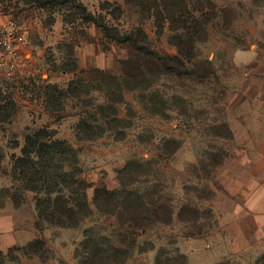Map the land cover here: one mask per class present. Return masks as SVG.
Masks as SVG:
<instances>
[{"label":"rangeland","instance_id":"374dc122","mask_svg":"<svg viewBox=\"0 0 264 264\" xmlns=\"http://www.w3.org/2000/svg\"><path fill=\"white\" fill-rule=\"evenodd\" d=\"M79 1L121 34H138L152 48L178 55L169 24L157 27L136 5ZM213 1L208 38L196 46L192 73L180 75L130 42L106 37L67 5L0 0L1 14L29 26L25 58L33 61L27 72L0 76L3 99L14 103L0 120V264H81L86 229L123 248L125 264H264V239L238 207L240 179L252 171L249 161L264 154V0ZM137 65L146 79L117 104L125 133L98 135L108 127L89 119L94 136L79 135L82 118L99 116L98 105L107 102L99 72L123 77ZM42 127L79 151L91 184L94 213L78 227L40 218L36 193L14 179L12 154ZM95 185L124 189L135 200L143 195L145 217L136 224L126 214L96 210ZM6 222L34 228L40 241L23 248L2 233Z\"/></svg>","mask_w":264,"mask_h":264},{"label":"trees","instance_id":"16d2710c","mask_svg":"<svg viewBox=\"0 0 264 264\" xmlns=\"http://www.w3.org/2000/svg\"><path fill=\"white\" fill-rule=\"evenodd\" d=\"M27 2L35 3L42 8L67 5L76 11L78 18L102 27L106 37L119 42H130L136 50L156 60L162 69L180 75L192 73L191 65L196 57V46L208 38L209 25L217 14V5L213 0H126L127 3L139 7L143 14L153 17L157 27L164 28L169 24V29L172 31L171 41L178 48V55L169 56L152 48L138 34H121L108 26L92 12L87 11L86 6L79 0H27ZM99 74L102 83L98 89L106 91L107 102L98 105L99 116L89 114L82 118L78 125V134L83 133L84 136L92 138L94 135L89 134L92 127L89 119H96L108 127H104L98 135H102L108 129L123 135L125 132L121 123L124 119L119 115L117 104L123 101L125 91L139 87L141 81L146 79L147 72L137 65L132 70L130 68L126 70L123 77L101 72ZM73 83L74 81L71 85ZM70 91L73 96L81 94V90ZM13 106V102L3 99L0 90V120L7 119L5 110ZM11 159L12 173L14 179L18 181L17 187L24 192L36 193L40 218L70 228L78 227L83 218L94 213L88 199V189L91 184L83 174L79 151L65 140L55 138L48 128L42 127L28 133L21 146V153L12 154ZM95 187L93 203L96 210L104 214H126L128 219L136 224L145 217L147 207L143 195H139L135 200L131 193L124 189H108L97 185ZM159 211H161L160 206L154 210V213L158 215ZM168 213L173 214L174 211L170 209ZM170 220L171 218H167L166 221ZM148 223L149 220L140 225L145 227ZM38 241L39 238H36L23 248L34 246ZM81 247L83 250L81 264H125L127 259L123 248L112 243L109 237L98 238L90 232V229L85 230Z\"/></svg>","mask_w":264,"mask_h":264},{"label":"crops","instance_id":"0c3cea01","mask_svg":"<svg viewBox=\"0 0 264 264\" xmlns=\"http://www.w3.org/2000/svg\"><path fill=\"white\" fill-rule=\"evenodd\" d=\"M6 19L7 18L0 13V25H2ZM29 46L27 45L22 48L25 56ZM26 62L27 66L28 64H33L32 59H26ZM27 69L22 70L21 73ZM250 162L253 164L252 171L246 177H241L239 182L238 192L240 200L238 207L241 213H245L247 216L254 218L257 226L256 235L264 239V154H259L256 158L249 161V163ZM229 187L231 189V194L237 192V187L234 185H230ZM3 225H5L7 229L2 233L13 234L16 243L22 247L27 246L30 242L38 238V232L34 228L22 226L14 229L11 222H6Z\"/></svg>","mask_w":264,"mask_h":264},{"label":"built area","instance_id":"2783aa9c","mask_svg":"<svg viewBox=\"0 0 264 264\" xmlns=\"http://www.w3.org/2000/svg\"><path fill=\"white\" fill-rule=\"evenodd\" d=\"M30 28L14 17L0 25V76H12L25 69L27 62L22 48L28 45Z\"/></svg>","mask_w":264,"mask_h":264}]
</instances>
